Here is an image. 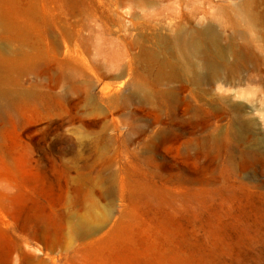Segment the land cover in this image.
Listing matches in <instances>:
<instances>
[{
    "label": "rangeland",
    "instance_id": "obj_1",
    "mask_svg": "<svg viewBox=\"0 0 264 264\" xmlns=\"http://www.w3.org/2000/svg\"><path fill=\"white\" fill-rule=\"evenodd\" d=\"M224 1L0 0V264H264V93L213 88L237 132L139 55L191 12L228 44Z\"/></svg>",
    "mask_w": 264,
    "mask_h": 264
},
{
    "label": "bare ground",
    "instance_id": "obj_2",
    "mask_svg": "<svg viewBox=\"0 0 264 264\" xmlns=\"http://www.w3.org/2000/svg\"><path fill=\"white\" fill-rule=\"evenodd\" d=\"M7 1L12 4L16 0ZM220 7L229 22L224 25L230 30L228 44L223 43L214 26H196L191 12L185 18L188 26L179 24L172 34L155 33L150 39L154 45L142 48L139 55L142 64L151 71L154 84L182 82L183 89H189V94L208 106L216 117L229 113L238 124L235 130L243 132L252 123L242 114L244 105L228 104L223 92L213 95V88L220 82L238 80L255 84L264 93V9H259V0H225ZM0 22L18 31L22 29L12 12L4 11L1 2ZM131 88L146 103L155 98L163 102L168 95L177 93L176 89L168 92L165 88H155L143 79L134 80ZM12 97L11 91L0 86V104ZM78 225L81 233L92 230L85 222Z\"/></svg>",
    "mask_w": 264,
    "mask_h": 264
}]
</instances>
